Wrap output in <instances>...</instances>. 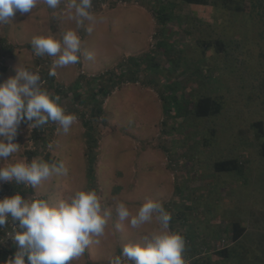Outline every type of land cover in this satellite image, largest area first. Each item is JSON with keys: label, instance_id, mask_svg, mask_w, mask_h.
Masks as SVG:
<instances>
[{"label": "rangeland", "instance_id": "obj_1", "mask_svg": "<svg viewBox=\"0 0 264 264\" xmlns=\"http://www.w3.org/2000/svg\"><path fill=\"white\" fill-rule=\"evenodd\" d=\"M238 1L248 2L250 8L244 3L245 12L231 10L222 0H210L205 7L178 0H91L88 11L93 20L84 19L78 26L79 18H70L75 10H68V0H61L57 9H49L50 27L38 35L51 34L62 41L65 32L75 30L81 40L80 59L56 66L53 85L47 74L61 53L37 56L31 46L35 20L45 19L37 16L40 3L28 19L19 13L11 18L13 24L28 27L27 34L21 30V41L2 43L0 35V44L15 58H23L22 66H13L12 58L0 49V68L12 75L19 67L40 70L46 83L40 86L39 79L37 86L51 97L59 96L57 103L77 117L67 133L51 120L44 124L49 126L46 132L33 126L34 120L20 124L13 141L20 146L15 157L31 163L28 153L37 152L33 159L54 168L34 188L25 182L0 181V198L19 194L29 202L43 199L56 205L78 190H95L102 212L111 210L104 234L93 237L85 252L68 264H109L115 256L128 264L121 255L123 247L161 227L159 213H153L151 222L132 228L131 217L119 219V202L133 214L149 199L160 202L171 214L168 230L185 239L186 264H239L234 253L228 258L218 254L236 245L231 233L235 222L246 227L244 238L249 242L251 233L264 232V157L253 128L255 121L264 120V28H258L253 9L260 0ZM163 2L178 5L166 27L159 26L153 12ZM204 40L222 42L226 52L205 50ZM112 78L119 81L113 89ZM101 84L109 85L103 87L109 92L99 96L105 97L104 116L95 119L92 95ZM208 95L222 104L221 114L190 115V107ZM83 120L92 122L96 134L86 137ZM226 158L239 160L240 170L220 175L213 170L215 162ZM11 223L20 230L9 215L0 227V240L11 231ZM14 246L11 238L0 242V247ZM251 257L249 252L245 259Z\"/></svg>", "mask_w": 264, "mask_h": 264}, {"label": "clouds", "instance_id": "obj_2", "mask_svg": "<svg viewBox=\"0 0 264 264\" xmlns=\"http://www.w3.org/2000/svg\"><path fill=\"white\" fill-rule=\"evenodd\" d=\"M41 2L55 10L61 0H0V24H7L17 13L30 14ZM66 7L75 10L70 12V18H79L78 26L84 19L93 20L88 11L91 0H79V3L68 0ZM87 31L91 33L93 28L89 27ZM31 46L37 56L61 53L53 61L50 75L56 74V66L76 64L80 59L81 40L75 30L65 32L62 41L51 34L34 36ZM88 58L92 59L91 54ZM15 71V75L0 83V159L4 160V166L0 167V181L25 182L34 188L52 174L54 166L50 168L37 159L28 163L24 158L15 157L20 146L13 141L19 134L20 124L34 120L33 126H36L51 120L59 122L67 133L77 117L66 113L57 103L59 96L52 98L37 86L38 72L24 67ZM116 212L121 221L131 217L132 228L148 224L153 220V213H159L161 225L141 242L126 244L122 256L133 264H186L183 256L185 239L180 233L168 230L171 214L160 202L149 199L139 206L135 214L124 202H119ZM9 215L18 221L20 230H14L11 236L16 251L6 264H68L85 252L87 246L94 242L93 237L104 234L111 210L106 208L102 212L97 192L82 189L56 205H50L43 199L29 202L19 194L0 198V227L7 223ZM95 243L98 244L99 240ZM109 264H121L120 256L110 258Z\"/></svg>", "mask_w": 264, "mask_h": 264}, {"label": "trees", "instance_id": "obj_3", "mask_svg": "<svg viewBox=\"0 0 264 264\" xmlns=\"http://www.w3.org/2000/svg\"><path fill=\"white\" fill-rule=\"evenodd\" d=\"M178 2L181 4L190 5L193 7L195 6L205 7V6H209L208 4L211 3L210 0H178ZM222 2L226 4L225 8H228L231 10L234 9L239 12L240 11L245 12L246 8H250L248 2L247 3L239 2L238 0L237 1L222 0ZM231 2L235 3L231 5L232 7L229 5V3ZM244 3L246 4V8L244 7ZM177 7L178 5L173 4L171 2L170 3L163 2V3H160L158 7H155L153 12H154V16L156 17L157 22L160 27H166V24L175 18ZM253 9L256 11L258 15V20H257V24L259 26L258 28L259 29L264 28V0H260L258 1V3H254ZM202 46L205 50L217 48V51L219 53L226 52L225 50L226 48L224 47V44L222 42H213L210 40H207V41L204 40L202 41ZM54 77H55L54 75H50V72L47 74V78L50 79L51 85H53ZM101 79L102 78H100V80ZM115 80L112 78V81H113L112 89L116 88V85L119 82V81L114 82ZM104 86H105V90L107 89V87H109V85L107 84L105 85L101 84L98 91L92 95V102L94 103V106H92V117L95 119H100L101 117L104 116V109L102 108L104 100L102 98H105V97H102L101 99L99 97V96H106L109 92V90L106 92L103 90ZM76 89H78V87ZM57 90L58 89H56V93L58 94L59 91ZM173 98L174 99L177 98L175 93L173 95ZM190 108H193V109H189L190 110L189 112H191L190 115H192L193 117L195 116L197 118H207V117L220 115L222 112L223 106L213 96L208 95V96L199 98L195 102V104H193ZM83 126L87 129L86 131L87 138H89L91 135L93 136L94 134H96L95 129L93 128L94 126L91 121L83 120ZM43 127H44V124L40 125L39 128H43ZM253 128L255 130V138L259 141H262V144H261L263 148L262 154L264 157V120L259 119L255 121L253 124ZM41 133L42 132H40V134ZM35 137L38 139L37 135H35ZM28 154H29V160L31 162V160H33V158L36 157L37 152H29ZM88 157H91V156L88 154ZM94 159H95L94 157L92 159H89L90 166H88V175H89V178H91L90 180L94 179V176H93L94 171H93V164H92L94 163ZM240 166H241V162H239V160H237L236 158H226V159H222V160L215 162L213 166V170H215L220 175V173H231L234 171H239ZM246 231H247L246 227L240 224L239 222L233 223L231 227L232 241L236 245L232 248H224L223 250H220L218 254L225 258H228V257H231V255L234 253L233 255H235L239 264H242L248 260H250L252 263L264 264V232L251 233V236H252L251 242H249L248 240L244 238ZM238 248L242 249V251L244 252L242 254L244 255H242L238 251ZM15 251H16L15 246L13 248L0 247V264H6L7 260L14 255ZM249 252H251L252 257L246 260L245 259L246 255ZM128 264H133V262L129 261ZM194 264H199V263L194 262ZM201 264H204V262H202Z\"/></svg>", "mask_w": 264, "mask_h": 264}, {"label": "crops", "instance_id": "obj_4", "mask_svg": "<svg viewBox=\"0 0 264 264\" xmlns=\"http://www.w3.org/2000/svg\"><path fill=\"white\" fill-rule=\"evenodd\" d=\"M41 5V12L37 15V16H44L45 19H43V17H38L39 20H35L36 23V28L34 30V32L36 33V36H38V34L46 32L47 27H50V23L49 20H52V14L50 13L49 8L47 7V5L43 4L42 2L40 3ZM23 20H26L29 18V14H24L21 16ZM21 30H24L25 33H28V27L22 23H14L12 21L8 22L7 24H0V35L3 36L2 38H4V40H2L1 42L4 43L6 40L8 41H14V40H19L21 41ZM0 49L1 51H3L5 54L9 55L12 62L13 66H22L21 63H23L22 61V57H18L15 58V56L12 54V51L9 48L4 47V45L0 44ZM15 59V61H14ZM20 61V62H19ZM19 62V63H18ZM16 64V65H15ZM20 69V67H19ZM13 73L11 71H6L3 68H0V83L4 82L8 77H10ZM46 79V78H45ZM21 83H23V81H21ZM56 96H53L52 98H55ZM59 102V100L57 101ZM0 161H3L2 159H0Z\"/></svg>", "mask_w": 264, "mask_h": 264}, {"label": "built area", "instance_id": "obj_5", "mask_svg": "<svg viewBox=\"0 0 264 264\" xmlns=\"http://www.w3.org/2000/svg\"><path fill=\"white\" fill-rule=\"evenodd\" d=\"M36 72L39 73V77H40L39 84H40V86L45 85V83H46L45 76L42 74V72H41L40 70H38V71H36ZM48 127H49V126H46V125H45V126L42 128V132H46ZM11 224H12V223H11ZM3 230H4V229L2 228V231H3ZM14 230H17V226L12 224V226H11V231L7 232V234H6L5 236H3V238H4L5 240H8L9 238H11V234H12V232H13ZM3 238H1V240H0L1 243L3 242Z\"/></svg>", "mask_w": 264, "mask_h": 264}]
</instances>
